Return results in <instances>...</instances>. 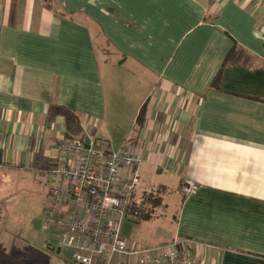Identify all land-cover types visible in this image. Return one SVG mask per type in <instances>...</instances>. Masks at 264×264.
<instances>
[{
  "label": "crops",
  "instance_id": "crops-1",
  "mask_svg": "<svg viewBox=\"0 0 264 264\" xmlns=\"http://www.w3.org/2000/svg\"><path fill=\"white\" fill-rule=\"evenodd\" d=\"M235 46L246 55L225 66ZM68 113L91 142L105 138L106 157L134 138L143 160L137 197L154 190L158 206L169 205L165 178L174 177L172 242L217 264H264L263 6L0 0V173L55 168ZM4 230L7 262L34 264Z\"/></svg>",
  "mask_w": 264,
  "mask_h": 264
},
{
  "label": "built area",
  "instance_id": "built-area-1",
  "mask_svg": "<svg viewBox=\"0 0 264 264\" xmlns=\"http://www.w3.org/2000/svg\"><path fill=\"white\" fill-rule=\"evenodd\" d=\"M264 7V0H254ZM58 165L47 172L43 226L59 232V245L71 250L73 264H217L179 242L150 248L131 246L122 236L126 219L138 216L139 166L135 141L106 157L85 141L64 140L55 148ZM194 190L188 184L186 193ZM196 248L216 249L211 244Z\"/></svg>",
  "mask_w": 264,
  "mask_h": 264
},
{
  "label": "rangeland",
  "instance_id": "rangeland-1",
  "mask_svg": "<svg viewBox=\"0 0 264 264\" xmlns=\"http://www.w3.org/2000/svg\"><path fill=\"white\" fill-rule=\"evenodd\" d=\"M44 1L53 7H58V0ZM101 140H105V138L101 137L100 140L96 141L97 143L93 141L94 149L104 152L108 146ZM167 177L165 179L170 185L167 193L172 198L169 205L163 208L157 206L151 209V216L147 219L134 215L124 222L122 236L130 245L133 244L139 248H150L172 243L175 215L179 204L176 203L178 193L173 191V187H176V181L173 176L169 180ZM48 179V174L0 173V192L2 194L0 197V228L1 230L5 229L7 236L16 233L15 239L29 249L34 257L28 255L31 257L30 263L71 264V252L68 249H64L62 256H57L56 253L52 252L53 249L56 252L59 248V232L46 229L43 226L44 208L47 204V188L44 185L49 184ZM158 184H160V180L157 177L155 182H151L150 189L158 186ZM148 187L146 186L145 189H149ZM150 193L157 194L154 190H148L143 194L139 193V198L136 196L137 200L141 201L145 194ZM162 198L167 201V198ZM1 242L2 238L0 237V249H2ZM9 256L10 254L5 251L0 252V264H13L7 262ZM46 256H49V258H45ZM27 263L29 264V260Z\"/></svg>",
  "mask_w": 264,
  "mask_h": 264
},
{
  "label": "trees",
  "instance_id": "trees-1",
  "mask_svg": "<svg viewBox=\"0 0 264 264\" xmlns=\"http://www.w3.org/2000/svg\"><path fill=\"white\" fill-rule=\"evenodd\" d=\"M246 55V53L238 47H234L230 53L227 55L225 60V66L229 63H233L236 61L238 57H242ZM224 67V66H223ZM220 79V74L217 76L214 85L218 84ZM66 127H67V139L68 140H80L82 142L87 138L86 133L84 132L82 126L80 125L78 119L72 113H68L66 116ZM134 140V138H132ZM135 141V140H134ZM97 143V142H95ZM161 203V197L158 194L150 193L148 195H144L142 200L139 203H134L133 208H138L140 214L138 217L143 219L149 218L150 211L153 208H156Z\"/></svg>",
  "mask_w": 264,
  "mask_h": 264
},
{
  "label": "water",
  "instance_id": "water-1",
  "mask_svg": "<svg viewBox=\"0 0 264 264\" xmlns=\"http://www.w3.org/2000/svg\"><path fill=\"white\" fill-rule=\"evenodd\" d=\"M90 144H91V140H90L89 137H87V138L85 139V147H86L87 149H89V148H90ZM58 252H60V250H58Z\"/></svg>",
  "mask_w": 264,
  "mask_h": 264
}]
</instances>
